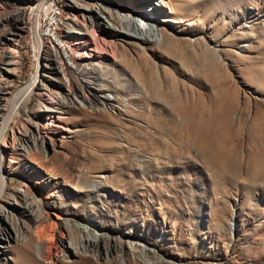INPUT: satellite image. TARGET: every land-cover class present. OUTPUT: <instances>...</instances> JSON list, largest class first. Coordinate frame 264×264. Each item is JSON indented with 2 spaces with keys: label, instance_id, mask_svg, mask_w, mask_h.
Here are the masks:
<instances>
[{
  "label": "rangeland",
  "instance_id": "rangeland-1",
  "mask_svg": "<svg viewBox=\"0 0 264 264\" xmlns=\"http://www.w3.org/2000/svg\"><path fill=\"white\" fill-rule=\"evenodd\" d=\"M63 1L61 45L44 47L10 35L19 2L0 0V79L17 92L37 72L0 138V264H79L81 254L92 264H264V167L253 162L264 118V0ZM138 9L152 31L122 21ZM84 21L92 42H77L89 37L76 33ZM174 91L207 104L217 128L221 110L229 113L227 153L212 164L198 151L140 150L124 139L134 130L166 139L162 124L174 133L181 117L163 97ZM113 144L134 154L111 159Z\"/></svg>",
  "mask_w": 264,
  "mask_h": 264
},
{
  "label": "bare ground",
  "instance_id": "bare-ground-1",
  "mask_svg": "<svg viewBox=\"0 0 264 264\" xmlns=\"http://www.w3.org/2000/svg\"><path fill=\"white\" fill-rule=\"evenodd\" d=\"M122 19H123L122 21H125V22H127V21L128 22L138 21L139 22L138 29L141 32L147 33L149 31H152V29L149 28L150 26H148L149 25V23L147 21L148 20V14H146V12L144 10H141V9H138L136 11L125 10L122 13ZM117 21H119V23L121 22V20H118V19H117ZM125 22H123V23L121 22L123 26H125ZM10 28H11L10 35L13 37L15 34V32H14L15 29L12 26ZM88 28L89 27H87V24L85 21H84V23L80 22V24H78V23L75 24V29L77 30L76 33L83 34V35H89V37L78 38L77 42L86 43V42H92L91 39L94 40V37H93L92 33L89 32L90 30ZM129 34L132 37L134 36V37H139V38L145 39L141 36L142 33L139 34L136 31H134L133 33H129ZM161 35H163V40L167 38L165 36V34L161 33ZM123 36L125 38H128V35L127 36L123 35ZM146 39H149V37H146ZM126 40H128V39H126ZM37 45H40V44L37 43ZM51 60L54 64L56 63L55 57H52ZM10 63H13V59L8 58L7 60L6 59L4 60L3 64L6 66ZM88 73H91V72L88 71ZM36 78H37V72L32 74V77L29 81V85L20 88L17 92H11L10 91V84L7 82L6 77L2 76V78L0 79V96H2V94H5V93L10 94V95H8V97H5V98L0 97V113H2L6 108L8 110L7 117L0 118V138L2 137V135H4L3 129L8 122V119L10 117L11 112L14 110L15 103L17 102L20 94L23 93V91H25L26 88H28L36 80ZM96 79H97V77H92L91 80H92V82H94V81H96ZM141 81L143 83L146 80H144V78L142 77ZM163 97H164V100L170 101L173 103V107L177 111V115L181 117V118L176 119L179 121V122H176L178 129H176V131H173L174 133H172L166 128V125L162 124V126H158V127H159V130L161 133L163 131L166 133V135H167L166 139L163 137H160V136H153L152 134H149L147 131H136V130H134V132L137 134H134L133 136H130L129 134H125L123 136L125 140L136 142L135 144L138 145L140 150L143 149V145H142L143 143L144 144L148 143V146L150 149H155V151L157 150V152L159 151L160 153H165V154H167L168 152H174L175 150H179L178 152L181 151V153H184L187 155L189 152V154L193 153V156H195L196 152L198 151L197 153L202 154L204 156V159L206 160V162L208 164H212V161H214L213 159H215V156L222 155L223 153H227L223 150V147L226 144V137L225 136H226L227 131H228L227 123L229 121V119H228L229 113L225 112L226 108L222 109L221 114H219L220 116L224 117L222 119V122L225 125L222 124L219 128H217L215 126L213 120H211L209 117L206 118V115H208L207 112L210 109L207 106V104H205L203 102L198 103V102L193 101L188 93H184V94L180 93L179 94L177 91H174V92L169 93V94L165 93L163 95ZM105 98L107 99L108 96H105ZM56 101H59V103H61V104L68 103V99H66L65 96H59L58 95V98ZM81 102H79V101H77V99H75L74 103L80 104L81 110L83 112H85L86 106H84V104L81 105ZM223 110L225 113L223 112ZM90 113L94 114V112H90ZM97 115H98L97 117H100L101 120L105 119L106 117H109L112 120H114L113 121L114 123H116V121H119V119H117L116 117L108 116L107 113L102 111V110H99ZM100 119H98V120H100ZM181 119H184V121H186L188 124V127L185 129V133L181 132V129H182L181 128ZM254 129L257 133H259L258 137L262 138L261 139V145L262 146L258 150V152L256 153L255 157L253 156L254 157L253 162L256 164H260L264 167V118H257L256 119ZM138 137L146 139V142L139 140ZM172 144H174V146ZM174 147H175V149H174ZM111 151H112V154L110 155L111 159H112V157L122 158V157L134 154L132 150H130L128 148H124L123 146H120L118 144H113L111 146ZM118 152H122V154L118 155L117 154ZM229 153H228V155H229ZM87 156H88V154H87ZM90 156L93 157V155L91 153H90ZM175 156L176 155H172L171 157H175ZM190 156H191V154H190ZM233 157H235V156H233ZM228 159H231L230 155H229ZM85 166H86L88 171L94 170L96 163L94 161H87L85 163ZM3 180L2 179L0 180V185H2ZM48 238H50V237H48ZM85 239L88 241L89 244L93 243V239H91V237L90 238L86 237ZM51 240H52V238H51ZM50 253H51V250H50V246L48 243L47 255H49ZM79 264H92V262H91V259L89 256H87L85 254H81Z\"/></svg>",
  "mask_w": 264,
  "mask_h": 264
},
{
  "label": "built area",
  "instance_id": "built-area-1",
  "mask_svg": "<svg viewBox=\"0 0 264 264\" xmlns=\"http://www.w3.org/2000/svg\"><path fill=\"white\" fill-rule=\"evenodd\" d=\"M15 9L7 18L12 27L44 47H60L65 29L63 0H13ZM15 31V30H14Z\"/></svg>",
  "mask_w": 264,
  "mask_h": 264
}]
</instances>
